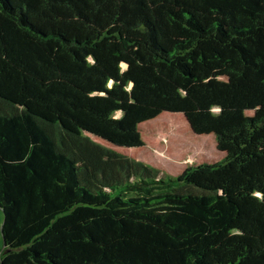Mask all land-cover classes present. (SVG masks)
<instances>
[{
  "label": "trees",
  "instance_id": "trees-1",
  "mask_svg": "<svg viewBox=\"0 0 264 264\" xmlns=\"http://www.w3.org/2000/svg\"><path fill=\"white\" fill-rule=\"evenodd\" d=\"M123 106L223 156L165 176ZM239 185L264 225V0H0V264H209Z\"/></svg>",
  "mask_w": 264,
  "mask_h": 264
},
{
  "label": "rangeland",
  "instance_id": "rangeland-1",
  "mask_svg": "<svg viewBox=\"0 0 264 264\" xmlns=\"http://www.w3.org/2000/svg\"><path fill=\"white\" fill-rule=\"evenodd\" d=\"M93 104L99 105L95 97L84 100L86 106L83 108ZM124 108H113L108 117L109 121L116 122L124 117L138 119L135 124L143 144L135 148L117 149L127 156L156 167L165 176H176L187 165L212 162L223 156L216 149L214 134H195L181 113L161 112L149 116L148 112L145 114ZM244 189V186L239 185L236 189L238 195L234 196L239 207L238 216L216 236L205 251L204 258L209 264H225L234 260L245 247L254 244L259 246L261 241L263 243L264 225L259 194L256 190L246 193ZM1 222L0 210V225Z\"/></svg>",
  "mask_w": 264,
  "mask_h": 264
}]
</instances>
